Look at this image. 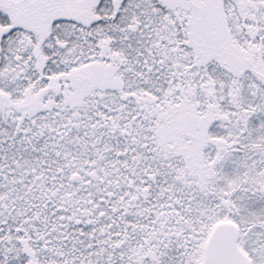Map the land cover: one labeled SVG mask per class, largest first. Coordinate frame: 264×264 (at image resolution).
Instances as JSON below:
<instances>
[{"label":"snow or ice","instance_id":"6c2138e0","mask_svg":"<svg viewBox=\"0 0 264 264\" xmlns=\"http://www.w3.org/2000/svg\"><path fill=\"white\" fill-rule=\"evenodd\" d=\"M0 264H264V0H0Z\"/></svg>","mask_w":264,"mask_h":264}]
</instances>
